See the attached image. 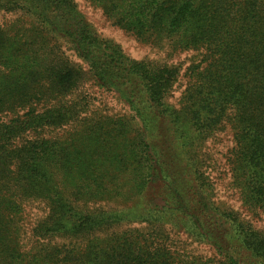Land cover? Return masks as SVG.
<instances>
[{
	"label": "trees",
	"instance_id": "trees-1",
	"mask_svg": "<svg viewBox=\"0 0 264 264\" xmlns=\"http://www.w3.org/2000/svg\"><path fill=\"white\" fill-rule=\"evenodd\" d=\"M83 1L164 59L76 0H0V264H264L207 172L222 134L229 188L264 216V0Z\"/></svg>",
	"mask_w": 264,
	"mask_h": 264
},
{
	"label": "rangeland",
	"instance_id": "rangeland-1",
	"mask_svg": "<svg viewBox=\"0 0 264 264\" xmlns=\"http://www.w3.org/2000/svg\"><path fill=\"white\" fill-rule=\"evenodd\" d=\"M78 7L86 16L87 20L91 22L94 28L97 30L99 35L102 38L112 40L114 43L118 44L126 55L129 57L135 58L137 60L147 59H164V51H156L149 46L142 44L137 41L134 37L125 33L124 31L111 26L108 21L102 16L100 10L92 7L83 0H76ZM184 57L177 56L171 59V62L179 63L183 62ZM174 95L177 96L180 92V88H176ZM99 98V103H102L103 106L108 110H113L114 112H122L123 105L117 101L112 95H102L99 93L95 95ZM98 103V104H99ZM222 136V137H221ZM220 141H215L214 147L211 148V151H208L209 155V165H208V175L211 182L215 188L216 200L219 203L224 204L230 209L236 211L241 218L247 220L251 223L254 228L264 230V216L258 214L254 215L252 212L246 210L242 207L237 193L229 188L228 178L223 175V152H224V143L223 135L221 134L218 138ZM189 249L196 255L202 257H209L212 254V251L203 245H191Z\"/></svg>",
	"mask_w": 264,
	"mask_h": 264
}]
</instances>
